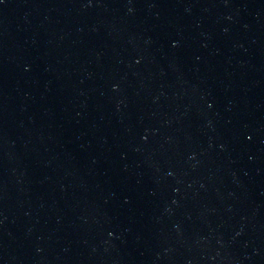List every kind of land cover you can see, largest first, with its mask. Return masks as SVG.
<instances>
[{
	"label": "water",
	"instance_id": "water-1",
	"mask_svg": "<svg viewBox=\"0 0 264 264\" xmlns=\"http://www.w3.org/2000/svg\"><path fill=\"white\" fill-rule=\"evenodd\" d=\"M0 264H264V0H0Z\"/></svg>",
	"mask_w": 264,
	"mask_h": 264
}]
</instances>
